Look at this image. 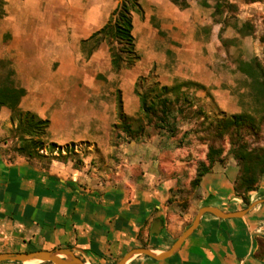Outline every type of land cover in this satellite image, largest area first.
<instances>
[{"label": "crops", "instance_id": "obj_1", "mask_svg": "<svg viewBox=\"0 0 264 264\" xmlns=\"http://www.w3.org/2000/svg\"><path fill=\"white\" fill-rule=\"evenodd\" d=\"M213 1L186 0L181 9L169 0H137L135 47L149 48L153 55H140L131 68L116 73L106 43L93 49L88 39L120 0H0V78L12 71L14 86L25 90L20 110L48 120L47 148L85 143L107 162L102 172L94 154L78 169L69 160L49 159L42 166L17 156L8 162L0 155V253L68 248L85 264H116L133 248L159 254L174 243L179 231L174 208L164 202L172 184L161 181L159 136L118 137L112 143V125L118 94L126 116L140 112L135 83L150 72L163 86L182 81L212 88L215 96L228 95L221 64L234 54V64L249 63L239 56L250 34L237 19L260 0L240 4L237 19L227 16L228 8L217 13ZM10 114L0 108V139L12 129ZM97 134L106 136L105 150L98 147ZM235 176L232 168L204 175L200 207L243 210L234 193ZM261 194L254 193L256 201ZM260 240L264 203L241 219L205 215L172 257L136 256L127 264H264L256 256Z\"/></svg>", "mask_w": 264, "mask_h": 264}, {"label": "rangeland", "instance_id": "obj_2", "mask_svg": "<svg viewBox=\"0 0 264 264\" xmlns=\"http://www.w3.org/2000/svg\"><path fill=\"white\" fill-rule=\"evenodd\" d=\"M231 1L234 2V9H228L227 16L230 15L231 19H237L236 16L241 15L238 12L240 4L248 2L249 0H229V2ZM222 4L225 5V3ZM225 8L223 9L224 11L226 10ZM244 10L246 11V15H243L241 19H237V22H240L244 26V30L250 34V38H248L246 44H242L244 49L239 58L241 57V60L246 59L249 61V63L243 64L250 66L251 72L253 73L252 76L256 80L248 77L251 80L249 82L248 79L244 78L245 74L241 73L239 66L234 64L238 59L235 58L236 55L234 54L230 57L234 61L230 59L229 62L221 64V73L225 75L223 89L228 94L227 96L220 97L213 95L210 92L212 88L206 89L198 84L192 85V83L176 81L173 85L166 86L168 88L177 87L179 90L170 91L165 94V97L172 101L175 98L180 99L176 103L174 111L167 123L162 125V128L159 130L153 126L145 127L144 135L147 137L151 135L159 136L160 143L158 145L162 148L161 153H163V156L157 157H160L161 165L163 166L161 181L165 184H172L164 202L166 205L174 208L171 216L174 217L173 224L179 231L177 232L178 237L191 225L199 208H201L200 206L205 202L204 195L200 191V183L195 185L194 180L198 167L200 165L208 166L209 164L207 153L210 144H213L215 148H219L221 151L220 156L216 158V162L211 167L210 172L225 173L226 170L232 168L236 172L235 178L238 174V165L233 157L234 148L240 143H245L248 149L264 148V123L261 121L264 117V90L259 86V74L255 70L254 65L250 64L254 58H257L264 68V0H260L253 7ZM105 43L108 47L109 55L112 46L116 49L121 48L119 44L113 41L107 40ZM135 52L138 58L140 55L145 57L153 55L151 49L148 48L146 50L137 45ZM170 58L174 60V55ZM111 70L116 73L119 72L114 71L112 67ZM161 87L163 85L157 81L154 72H150L147 77L141 76L136 80L134 91L137 97L147 95V102H149L155 95H164V93H161ZM124 89L127 91L128 84L125 83ZM119 100L120 94H118L117 101L119 102ZM197 111H201L203 116L198 115L196 113ZM234 114L250 116L253 123L257 127L259 126V130L251 131L250 129H244L240 135L241 139L237 143H234L236 138H231L230 135H223L220 140L210 135V132L207 130L210 124L215 125L221 119L228 118ZM130 118L129 123L133 129H137L140 125L146 126V119L141 111L136 117ZM118 119L117 114L116 124L112 125V143H115L118 137L122 139L126 137L130 140L121 131ZM12 127L14 128V126ZM120 133H123V136ZM93 135H96L94 131L91 132V136ZM97 135L98 147L105 150L106 136L104 134ZM3 142L7 146L0 147V155L5 156L8 162L17 156L24 158L28 162H33L34 164L39 163L43 166L49 160L36 157L29 159L17 153L16 148L19 146V140L17 139V135L14 134V131L10 130L8 137L0 139V143ZM45 149H47V154H45ZM66 152L68 158L66 161H71L73 166L75 159L81 161V165L77 169L82 167L83 159L90 154H94L95 164L99 165L100 171L103 172L104 168L102 166L107 163L100 151H95L91 145L85 143H71L60 147V151H58L56 148H47L46 142L44 141V148L39 151V154L51 158L50 154L57 153L58 155L64 156ZM116 164H118V160ZM179 167L182 169L176 170ZM171 168L172 171H170ZM99 178L101 179L102 176ZM254 193H262L261 199H264V176L258 182L257 189L249 194V204L256 201L253 196ZM162 196L165 198V194H162ZM258 244L259 249L256 252V256L264 260V241L260 240Z\"/></svg>", "mask_w": 264, "mask_h": 264}, {"label": "trees", "instance_id": "obj_3", "mask_svg": "<svg viewBox=\"0 0 264 264\" xmlns=\"http://www.w3.org/2000/svg\"><path fill=\"white\" fill-rule=\"evenodd\" d=\"M175 6L183 9L187 7L186 0H169ZM217 13H222L223 8L226 7L230 10L234 9V6L228 3V0H215ZM253 2L259 0H250ZM222 3H225L222 4ZM137 0H120L118 6L111 14L108 22L97 32H95L89 39L92 42L93 49H95L100 43L107 40L113 41L120 45L121 48L116 49L113 46L110 48V63L114 71H120L123 67L129 69L138 60V56L135 52V42L132 35V12L139 10ZM124 54V55H122ZM250 64L254 65L255 70L260 76L259 86L264 90V68L259 63L257 58H254ZM241 73L245 74L250 79L256 80L252 76L251 68L248 64H241L239 66ZM13 75L12 71H8L6 76L0 78V108L6 107L10 110V122L12 126L11 131L17 135L19 140V146L16 148V152L26 158H42V159H58L66 161L67 152L64 156L58 155L49 158V156H43L39 154V151L44 148V138L48 128V120H42L35 114L30 112H23L19 108L20 101L25 95V90L17 88L11 79ZM195 85V84H192ZM161 93L164 95H155L149 102H147V95L139 96L140 111L146 119V126L140 125L137 129H133L129 121L130 117L126 116L122 111L121 101L118 102V120L121 131L128 136L130 140L142 137L145 132V127L153 126L156 129L162 128V125L166 124L169 117L174 111V107L179 98H175L173 101L165 97V94L173 90H179L177 87L168 88L163 86L160 88ZM198 115H202L201 111L196 112ZM264 123V117L261 119ZM244 129L259 130L250 116L245 114H234L228 118L221 119L215 125L210 124L207 130L214 138L220 140L223 135H230L234 137L237 143L241 138V132ZM49 149H57L60 151V146L55 144H49ZM221 151L219 148H215L213 144H210L207 153L208 166L200 165L196 171V178L194 184L198 185L203 176L210 172L211 167L216 162V158L220 156ZM234 160L238 165V174L234 180L233 188L237 197L241 198L245 207L249 205V194L257 189L258 182L264 176V148L248 149L245 143H240L233 150ZM81 161L75 159L74 167H79ZM244 207V208H245ZM50 264V263H43Z\"/></svg>", "mask_w": 264, "mask_h": 264}, {"label": "water", "instance_id": "obj_4", "mask_svg": "<svg viewBox=\"0 0 264 264\" xmlns=\"http://www.w3.org/2000/svg\"><path fill=\"white\" fill-rule=\"evenodd\" d=\"M263 203L264 199L257 200L249 204L243 210L233 212H225L215 207L203 206L199 208L191 225L182 232V234L167 250L162 251L159 254H155L147 248H133L129 250L116 264H127L128 261L136 256H146L156 261L166 260L172 257L180 249L182 244L194 233V231L198 228L200 220L203 216L211 215L220 220L241 219L256 206ZM27 262H36L39 264H85L68 248H59L54 250H36L18 253H0V263L24 264Z\"/></svg>", "mask_w": 264, "mask_h": 264}, {"label": "bare ground", "instance_id": "obj_5", "mask_svg": "<svg viewBox=\"0 0 264 264\" xmlns=\"http://www.w3.org/2000/svg\"><path fill=\"white\" fill-rule=\"evenodd\" d=\"M34 263H36V262H27V263H24V264H34Z\"/></svg>", "mask_w": 264, "mask_h": 264}]
</instances>
